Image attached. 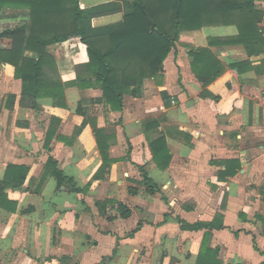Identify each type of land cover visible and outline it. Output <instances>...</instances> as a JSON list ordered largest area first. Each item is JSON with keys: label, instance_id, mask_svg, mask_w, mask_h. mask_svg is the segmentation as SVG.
<instances>
[{"label": "crops", "instance_id": "obj_1", "mask_svg": "<svg viewBox=\"0 0 264 264\" xmlns=\"http://www.w3.org/2000/svg\"><path fill=\"white\" fill-rule=\"evenodd\" d=\"M110 1L78 4L84 9ZM255 6L264 14V3ZM121 20L119 13L91 24ZM213 27L182 32L163 63L160 86L146 82L142 96L124 97L121 112L98 102L99 89L77 87L65 88L66 109L47 99L37 102L38 111L23 108L21 81L11 66L0 65V181L8 165L28 169L21 189L5 191L6 201L16 208H0V264H196L207 233L208 264H264V50L249 56L242 45L209 48L224 69L204 86L192 73L188 47L208 48L209 39L238 34L234 26H221L215 35L205 31ZM47 52L62 83L83 74L88 62L78 39L49 46ZM81 101L83 114L78 115ZM84 119L87 125L72 138ZM90 121L111 137L108 154L114 163L105 180H93L102 162ZM50 126L54 137L47 151ZM159 137L171 155L164 170L154 163L149 147ZM49 157L85 189L83 195L57 188L54 178L44 176ZM228 161L239 169L219 181ZM138 167L159 193L150 196L135 185L141 180ZM130 187L137 189L135 195L128 193ZM108 200L126 205L131 216L121 219L111 206L100 213L96 203ZM218 214L222 230H182L178 222H211ZM139 222L140 230L128 237Z\"/></svg>", "mask_w": 264, "mask_h": 264}, {"label": "trees", "instance_id": "obj_2", "mask_svg": "<svg viewBox=\"0 0 264 264\" xmlns=\"http://www.w3.org/2000/svg\"><path fill=\"white\" fill-rule=\"evenodd\" d=\"M78 1L0 0V20L6 9L19 12L24 19L22 24L0 31V65L11 66L14 78L21 81V107L38 111L40 106L37 102L47 99L52 106L66 109L64 90L66 87H77L99 89L102 95L98 102L111 112H121L125 96H142L146 82L160 86L163 63L182 32L210 26H234L238 31L234 38L209 39L208 48L188 47L192 73L204 86L214 81L224 69L209 48L242 45L249 56L264 50V29L260 27L264 14L255 6L256 2L264 3V0H112L84 9L79 7ZM119 13L122 14V20L118 23L101 27H93L91 24L95 18ZM71 39H78L85 46L88 62L83 66V74H78L73 82L62 83L47 48ZM26 53L34 54L36 58H28ZM10 99L15 98L11 96ZM83 103H78V115L83 114ZM164 104L169 106L165 96ZM87 123L84 119L80 127L74 129L72 138ZM89 124L102 162L93 180H105L110 165L114 163L108 154L111 137L98 129L95 122L90 121ZM53 137L54 129L50 126L44 144L47 151ZM57 140L71 144L66 137L58 136ZM149 147L157 167L166 169L171 155L164 137L151 141ZM128 158L129 151L124 159ZM225 165V171L218 175L219 181H225L239 169L235 161H228ZM138 171L141 180L135 181V185L141 186L150 196L159 193V187L143 168L138 167ZM27 174L28 169L24 166L6 167L0 181V208L15 211V204L6 201L5 191L21 189ZM45 174L55 179L57 188L63 187L77 195L85 193V189L78 187L73 178L57 168L56 161L51 157L46 162ZM128 193L135 195L137 189L130 187ZM109 206L121 219H128L132 214L126 205L114 200L96 203L100 213ZM221 208L224 209V204ZM178 222L182 230L188 231L224 229L219 214L211 222H197L193 225L180 220ZM141 226L139 222L127 236L132 237ZM209 237L208 233L204 235L196 264H208L211 261V258L204 256Z\"/></svg>", "mask_w": 264, "mask_h": 264}, {"label": "rangeland", "instance_id": "obj_3", "mask_svg": "<svg viewBox=\"0 0 264 264\" xmlns=\"http://www.w3.org/2000/svg\"><path fill=\"white\" fill-rule=\"evenodd\" d=\"M19 12L6 9L2 12L1 20H0V31L13 28L19 24H22L24 19L21 17ZM221 26H215L213 28H208L205 31L210 35H215L218 31H220ZM183 53V52H182Z\"/></svg>", "mask_w": 264, "mask_h": 264}]
</instances>
